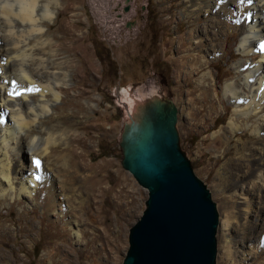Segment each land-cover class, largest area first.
<instances>
[{
	"label": "rangeland",
	"instance_id": "rangeland-1",
	"mask_svg": "<svg viewBox=\"0 0 264 264\" xmlns=\"http://www.w3.org/2000/svg\"><path fill=\"white\" fill-rule=\"evenodd\" d=\"M233 1L208 16L192 0H61L64 32L55 36V23L50 34L64 36L70 78L41 120L47 131L33 133L46 138L49 131L57 140L48 169L63 189L44 183L32 198L12 199L0 188V264H122L147 199L121 166L128 120L118 98L125 93L137 102L156 95L175 107L180 150L216 205L215 264H264V241L254 249L263 229L250 234L264 198V133L248 127L253 116L236 117L223 92L241 78L236 65L247 58L239 26L226 23ZM241 156L251 163L235 166ZM25 164L30 168L29 156Z\"/></svg>",
	"mask_w": 264,
	"mask_h": 264
},
{
	"label": "bare ground",
	"instance_id": "bare-ground-1",
	"mask_svg": "<svg viewBox=\"0 0 264 264\" xmlns=\"http://www.w3.org/2000/svg\"><path fill=\"white\" fill-rule=\"evenodd\" d=\"M221 3L218 0H192V8L195 12L206 11L205 14L209 16ZM60 6L61 0H0L2 198L6 196L12 199L22 196L32 198L36 189L44 183L49 184L53 191L63 189L57 186V179L50 172L51 169H48L50 147L55 146L57 140L49 131L46 138L40 133H33L34 130L47 131V128L42 127L41 120L52 111V106L61 100L62 92L70 78L69 62L62 56L64 36L62 39L59 36L55 37L64 32L62 21L57 20ZM233 6L234 8L229 10L226 23L239 26L242 36L239 51L247 58L236 65L237 73L241 78L227 83L223 92L234 105L236 117L255 118L254 123L247 125L258 136L264 133V0H234ZM54 25H56L55 36L50 34ZM256 55H259L260 61L254 63L251 56ZM37 88L39 91L36 90ZM149 100L154 104L162 101L156 95L149 97ZM148 102L146 99L137 102L131 99L128 93L118 98V104L125 110V116L131 125L140 115L138 113L140 103L146 105ZM230 129L233 133H237L242 127L234 118L230 123ZM41 139L43 142L39 145ZM28 156L31 162L30 168L25 164ZM245 156L239 157V163L235 166H241V162L251 163L245 159ZM37 160L40 161L39 167L36 164ZM261 176L259 174L260 182L264 180ZM262 185L264 186V182ZM241 199V209L247 218L251 212V202L246 196ZM262 201L250 231V234H253L258 229H263L254 249H258L264 241V198ZM76 236L80 240L82 234L76 232ZM250 256L251 251L245 255L248 263L252 260Z\"/></svg>",
	"mask_w": 264,
	"mask_h": 264
},
{
	"label": "water",
	"instance_id": "water-1",
	"mask_svg": "<svg viewBox=\"0 0 264 264\" xmlns=\"http://www.w3.org/2000/svg\"><path fill=\"white\" fill-rule=\"evenodd\" d=\"M147 101L119 143L122 168L147 191L122 264H215L216 205L180 150L176 109Z\"/></svg>",
	"mask_w": 264,
	"mask_h": 264
},
{
	"label": "snow or ice",
	"instance_id": "snow-or-ice-1",
	"mask_svg": "<svg viewBox=\"0 0 264 264\" xmlns=\"http://www.w3.org/2000/svg\"><path fill=\"white\" fill-rule=\"evenodd\" d=\"M29 90H31V89H29ZM36 90H37V91H39V89H38V88H37ZM36 164H37V166L39 167V166H40V161H39V160H37V161H36Z\"/></svg>",
	"mask_w": 264,
	"mask_h": 264
}]
</instances>
